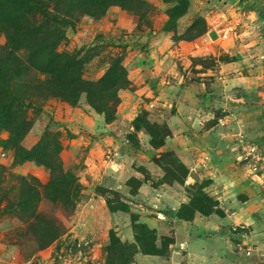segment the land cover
<instances>
[{
	"label": "rangeland",
	"instance_id": "374dc122",
	"mask_svg": "<svg viewBox=\"0 0 264 264\" xmlns=\"http://www.w3.org/2000/svg\"><path fill=\"white\" fill-rule=\"evenodd\" d=\"M9 1L0 0V13L17 20L27 34L12 50L0 30V105L5 107L2 112H10L4 114L9 117L6 123L3 116L0 118V264H134L135 255L141 254L139 249H162L160 255H166L172 250V221L156 213L144 215L158 220L154 236L146 239L132 222L148 225L140 221V212L128 199L142 183L154 186L185 178L187 170L180 162L177 146L171 141L166 144L167 137L156 148L150 145L149 133L157 134V142L165 134L166 125L160 117L150 119L147 110L141 108L124 114L118 125L101 132L94 130L93 114H101L89 100L98 110L114 113V121L125 106L119 105V94L132 89L130 66L150 67L149 49L160 55V51L165 53L182 41L200 44L201 49L193 45L195 52L188 57L186 69L191 72L213 67L212 50L219 51L216 58L225 61L223 50L233 45V27L225 31V39H206L209 30L219 29L220 22L225 21L224 12L211 5L216 0H122L123 8L111 5L99 13L100 1L84 0L90 1L84 9L77 7V11L64 13L75 0H61L59 11H54L52 4L45 7L66 20L61 27L64 38L52 42L48 20L36 10ZM87 10L94 17L84 15ZM210 35L214 36L212 32ZM61 54H69L73 65L65 72L63 83L61 76H53L55 70L50 76L38 71L42 62H51ZM53 63L55 67L57 61ZM181 68V63L176 65L178 73H183ZM45 79L51 86L62 85L56 93L39 95L34 88H45L40 84ZM71 79L81 82L73 89L79 94L74 104L58 95L69 87ZM86 84L96 86L79 92L88 87ZM167 108L170 113V104ZM13 126L19 129L14 135ZM254 141L264 149V139ZM151 173L162 176L154 179ZM72 176L77 184L74 190H70ZM107 177L120 180V190L103 187ZM252 177L259 187L263 186L264 171ZM58 178H64L66 184L58 186ZM49 179L47 190L69 199L71 214L63 211L57 200L55 205L43 204L42 186ZM199 185H189L192 189L186 186V192L196 194ZM196 204L195 200L190 211ZM60 229L59 235L49 239V234ZM234 236L233 254L237 258H254L263 264V240L246 241L238 239L242 235Z\"/></svg>",
	"mask_w": 264,
	"mask_h": 264
},
{
	"label": "crops",
	"instance_id": "0c3cea01",
	"mask_svg": "<svg viewBox=\"0 0 264 264\" xmlns=\"http://www.w3.org/2000/svg\"><path fill=\"white\" fill-rule=\"evenodd\" d=\"M211 5L226 18L218 30L233 27V45L223 50L225 61L216 58L219 51L212 50L213 67L191 72L186 69L188 57L195 52L193 45L201 49L200 44L182 41L160 55L149 49L150 67L130 66L132 89L119 94V105L125 106L116 119L105 123L101 115L93 114L94 130L99 132L140 108L152 120L160 117L170 131L165 143H175L187 170L182 184L142 183L129 196V202L140 208L138 218L150 229L158 220L146 214L165 216L173 224L172 250L165 256L136 254L134 264H258L254 258L239 259L233 254L234 235H242L239 240H263L264 250V177L259 187L255 177L244 173L235 161L233 143L241 133L259 142L264 139V4L263 0H216ZM206 36L210 42L218 40L213 30ZM179 63L183 73L176 69ZM134 72L139 73L137 78ZM169 104L172 110L167 113ZM161 176L151 173L154 179ZM114 180L107 177L103 187L119 189L121 181ZM194 183L202 185L222 214L195 212L190 221L176 219L179 206L189 200L185 187Z\"/></svg>",
	"mask_w": 264,
	"mask_h": 264
},
{
	"label": "trees",
	"instance_id": "16d2710c",
	"mask_svg": "<svg viewBox=\"0 0 264 264\" xmlns=\"http://www.w3.org/2000/svg\"><path fill=\"white\" fill-rule=\"evenodd\" d=\"M98 1H100L99 2L100 3L99 13L103 12L107 7H109L111 5H119L122 8L124 7L123 6L124 2L122 0H98ZM59 2H61V0H10L9 1V3H11L13 5L15 4L16 6H18L19 4H23L24 7H28L30 9H32V10H36V11H38L40 13V15L42 16V18L44 20H48L50 22V24H51L50 26L49 25L48 26H49V29L51 30L50 39H52V42L53 41L56 42V41H59L62 38H64V33L62 32L61 27L66 25L65 24L66 20L63 17H59L55 13H52V12L48 11L45 7L48 6V4H52V8L54 9V11H59L60 10V7L58 5ZM85 3H86V6H87L90 3V1L87 2V1H84V0H75V2H71L70 5L66 7L67 10L64 13H70L72 11H77V9H78L77 7L81 8V9H84ZM81 9L79 11H81ZM84 15H89L91 17H94V14H92V12H89V10H87V12H85ZM17 23H18L17 20H13V19H11V17L4 16V15H2L0 13V30L3 32V34L5 36V39L7 41V44L12 48V50L16 49V46H15L16 41H19V42L23 41L25 39L24 36L27 34L25 31L22 30V28H20L17 25ZM24 48H25V46H24ZM71 60H72V57L69 54H61V55L56 56V59H53L51 61L52 63L50 61H48V60H46V62H42L41 63L43 65V67L41 68L42 70L39 69L38 71L41 72V73H45V74L50 76L52 74V72L55 70V72H53V76L54 75L55 76H59V78L61 76L62 77L61 81L63 83L62 79L66 75L65 72L69 71L70 69L73 68V65L71 64ZM55 61H57L55 67L58 65L60 68L56 69L52 65V64H54L53 62H55ZM44 64H45V66H44ZM9 71L10 70H8L7 72H9ZM62 83H61V85H62ZM78 83H81V82H79V80H75L73 82V80H72L71 83H68V85H69L68 88H66L64 90H61V92H59V94H58V95H60L59 97H61L63 99H67L70 103L74 104L77 101L79 94L74 92L73 89H74V87L76 85H79ZM40 84H44L45 88H41L39 86H36L34 88V91L37 94H39V95H45L46 93H56L58 91L59 87H61V85H59V83H55L54 85L51 86V84L46 79L43 80V82H41ZM86 85H88V87L80 90L79 92L88 91L90 88L96 86V85H91V84H86ZM6 92H7V90H6ZM101 93H103V91ZM89 103L91 104V106L93 107L94 110H96L98 113L103 115V119H104L105 123H109L110 121L113 120L114 113L112 115H108V113L105 110H98V108L92 103L91 100H89ZM2 107L5 108L3 104L0 105V118L3 116V118L5 120L4 122L6 123V121H8V119H9V117H7L4 114H10V112H9V110H7L5 112H2ZM145 123L149 124L146 119H145ZM20 125L24 126L23 120L21 118H20ZM149 125H151V124H149ZM13 129H14L13 131H11V130L10 131H11V134L14 135L17 132V130H19V129L18 128H14V126H13ZM147 129H149V126H147ZM164 130H166L165 134L163 136L158 137L157 138L158 139L157 142L154 140V137H157V136H155L157 134H154V133L150 134L149 133V135L151 137V139H150V145L151 146L156 148V147H158V146L163 144V142L165 140V137L169 136V130H168V128L166 126H164ZM18 137H19V134H18ZM16 155H17V153H14L15 157H16ZM22 157H24V158L26 157L25 159H33L32 157H29V156H23L22 155ZM72 180L73 181L70 184V190L71 189L74 190V189L77 188L76 180H75V178L73 176H72ZM183 180H184V178H182V180H176L174 182L182 184ZM64 181H65L64 178H58L55 183L58 184V186H60V185L64 186V183H65ZM49 184H50V179H49V181H47L45 183V185L42 186V189H43V192H44V198H42L43 204H45V205H50V204L51 205H55L54 202H55V200H57L59 207L63 211H65L66 213L71 214L72 210L69 209V205H70L69 199L67 200L64 197L62 199L60 197V195L57 194L56 192H54V191L50 192V190H47L48 187H49ZM187 188L188 189H192L191 186H188ZM196 190H197L196 191L197 193L194 194V195L187 191V194H188V197H189L188 202L181 204L179 206L178 210L175 213V217L178 220L190 221L192 219V217H193L195 212H198V213H200L202 215H205V216L209 215L211 213H215V214H218V215L222 214V212L217 208V202L212 200V199H210L203 192L202 185H199ZM66 192L67 191H64L63 193H66ZM133 193H135V191ZM195 200L197 201V204L195 205L194 209L192 211H190V209L192 207V204H193V202ZM183 210H185L186 212H183ZM188 211H189V213H188ZM133 221H134V222H132L133 226L137 227L140 230L141 234L146 239L149 236H154V230L153 229L148 228L145 224L135 223L136 220H133ZM61 231L62 230L60 229V230H58V232H56V233H54L52 235L49 234L48 235V237H50L49 239L59 235V233ZM136 238H137V235L134 237V240H136ZM152 238L154 239V237H152ZM153 247H155L154 244H153ZM158 250L159 251H154V250L142 251L141 249H139V252L141 254L165 256V255H160V254H163L162 249H158Z\"/></svg>",
	"mask_w": 264,
	"mask_h": 264
},
{
	"label": "built area",
	"instance_id": "2783aa9c",
	"mask_svg": "<svg viewBox=\"0 0 264 264\" xmlns=\"http://www.w3.org/2000/svg\"><path fill=\"white\" fill-rule=\"evenodd\" d=\"M211 30L215 32L216 38H227L225 31L215 28ZM235 142V161L241 164L250 176H258L259 172L264 171V149L254 140L241 134L237 135Z\"/></svg>",
	"mask_w": 264,
	"mask_h": 264
}]
</instances>
